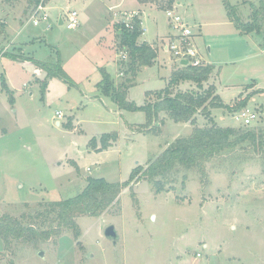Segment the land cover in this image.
Wrapping results in <instances>:
<instances>
[{"label": "rangeland", "instance_id": "374dc122", "mask_svg": "<svg viewBox=\"0 0 264 264\" xmlns=\"http://www.w3.org/2000/svg\"><path fill=\"white\" fill-rule=\"evenodd\" d=\"M106 1L47 0L48 21L34 26L29 0H0V218L8 215L38 230L55 227L54 215L45 212L48 203L76 197L88 179L128 182L134 168H146L168 145L191 133L189 122L175 123L164 112L145 127L146 113L140 109L154 103L155 94L180 69L163 50L173 34L168 8L188 24L206 65L216 67L200 87L181 81L171 94L196 91L210 94L208 101H221L223 108L196 114L198 127L213 124L262 137L212 157L203 172L180 169L160 193L136 175L100 216L76 219L78 238L64 229L34 246L12 240L5 247L0 239V264H264V83H253L264 64L257 47L262 30L245 34L235 23L251 22L258 0H227L230 10L226 0H173L170 7L168 0H137L146 11L144 39L157 55L134 77L126 74L128 51L119 44L117 26L124 20L119 10L138 6L130 0ZM69 9L80 13L74 30L59 24ZM135 14L140 20L141 13ZM27 41L28 46L20 44ZM137 43L143 42L138 38ZM37 63L59 65L67 80L51 77ZM115 64L120 78L113 86L131 79L124 99L136 110L121 108L95 90L101 71L114 75ZM255 88L263 90L256 96L263 111L256 108L261 116L244 127L229 108ZM112 133L116 141L99 150L100 138ZM109 225L118 234L115 244L104 237Z\"/></svg>", "mask_w": 264, "mask_h": 264}, {"label": "trees", "instance_id": "16d2710c", "mask_svg": "<svg viewBox=\"0 0 264 264\" xmlns=\"http://www.w3.org/2000/svg\"><path fill=\"white\" fill-rule=\"evenodd\" d=\"M8 1V0H4ZM39 0H29L34 7ZM139 2L141 0H138ZM173 0H168V7L171 6ZM225 6L228 10L230 7L226 0ZM264 13V0H259L258 7L253 11L252 21L247 23L235 22L243 33L251 32L259 33L260 18ZM140 20L133 18L131 28H126L123 24L117 26L119 29V44L127 49L129 62L127 64L126 74L134 77L141 66L151 65L156 57L155 51L146 43H137V39L142 34ZM41 68L48 71L51 77H58L67 80L66 74L59 65H48L45 63H37ZM213 71V67L206 65L201 68H191L189 66H180V69L172 72L168 86L155 94V102L141 107L146 113V125L151 122L153 116L164 112L167 117L175 123L189 122L193 126V130L188 136L179 137L173 143L168 145L160 155L153 161L149 162L146 168H134L129 177V181L133 180L136 175H141L152 183L153 190L156 193L166 191L165 184L170 182V177L177 173L180 169L189 170L193 168L203 172V164L212 157L223 151L233 149L244 142H250L251 145L256 143L261 134L254 131H242L234 128H221L215 125H205L198 127L195 125V116L198 112L209 114L212 108H223L224 105L220 100L208 101L209 95L204 96L198 92H176L171 94L170 88L181 81H193L197 87L206 81ZM102 79L98 84V88L103 95L110 97L117 105L126 110H136L130 106L124 99L128 83L124 82L118 87H114L109 75L101 71ZM125 81V79H124ZM1 85L5 91H8L4 81ZM218 99L213 97L212 99ZM247 99L238 102L235 109L229 108L233 113L245 107ZM67 127L69 125H66ZM262 130V129H261ZM116 134H106L100 138L99 150H106L110 147V142L116 141ZM90 145L96 149L95 141H91ZM138 177V176H137ZM138 178L136 179V181ZM115 183L109 184L103 180H87L84 190L74 198L51 202L47 204L45 212L47 215L53 214L52 222L56 223L55 227L45 230H38L33 226H23L20 221L14 217L5 215L0 218V239L5 247L12 240L20 241L23 244H38V241H47L54 237H59L64 229L74 233V237L80 235L76 222L78 217L82 216H100L112 204L118 201V196L123 187L129 184Z\"/></svg>", "mask_w": 264, "mask_h": 264}, {"label": "built area", "instance_id": "2783aa9c", "mask_svg": "<svg viewBox=\"0 0 264 264\" xmlns=\"http://www.w3.org/2000/svg\"><path fill=\"white\" fill-rule=\"evenodd\" d=\"M47 0H39L38 3L32 9V15L30 16L29 23L37 26L43 22L48 21L47 13ZM165 15L168 19L169 28L173 31L172 37L163 44V50L168 53L173 61L179 66L182 61H186V66L191 68H201L206 66L198 51L193 44V34L188 24L178 15L173 8H168L165 11ZM137 14L129 13L124 14V20L121 21L126 28H131L132 20ZM61 25H64L68 30L77 29L80 26L79 13L76 10H66L64 15L59 16ZM156 51V49H154ZM121 58L125 59L126 55L121 53ZM56 118H61L60 112L55 113ZM234 116L241 122L244 127L252 126L258 120V114L247 107H243L240 110L234 112ZM200 255L197 254L196 257Z\"/></svg>", "mask_w": 264, "mask_h": 264}, {"label": "crops", "instance_id": "0c3cea01", "mask_svg": "<svg viewBox=\"0 0 264 264\" xmlns=\"http://www.w3.org/2000/svg\"><path fill=\"white\" fill-rule=\"evenodd\" d=\"M99 2H102V3H104L106 0H98ZM108 2H110L111 0H107ZM106 1V2H107ZM122 1V0H121ZM83 2V1H82ZM89 1H87V3H88ZM81 3V2H80ZM258 3H259V0H258ZM105 4V3H104ZM120 4H121V2L120 3H118V5H116L115 7H117V6H120ZM130 4H137V6H138V8H132V9H124V10H119L118 12H121V15L123 16L124 14H128V13H137V11L138 12H140L141 13V17H140V20H141V24H142V35L139 37V39H140V41L141 42H144V43H146L147 45H149L152 49L154 48L153 47V45H151V43H149L148 41H146L145 39H144V33H145V30L143 29V15H144V13L146 12V11H144L143 10V8H141L140 7V5L138 4V2H137V0H130ZM83 6H85V2H83ZM114 7V8H115ZM47 10H49V6H47ZM54 8H57V7H54ZM108 11L109 12H112V8H111V6H108ZM79 13V12H78ZM79 20H80V13H79ZM261 23H262V25H261ZM7 24V23H6ZM259 25H260V30H262V39H261V42L260 43H257V47H258V49H259V53H258V57L260 56V57H262V60H264V13H263V16L260 18V23H259ZM8 26H9V24L7 25V27H6V33H7V28H8ZM255 32H251V33H249V34H254ZM3 34V33H2ZM8 34V33H7ZM239 34H240V31H239ZM9 35V34H8ZM10 36V35H9ZM172 37V34H171V36H169V38H171ZM15 39L16 38H13L12 39V42L14 43L15 42ZM20 44H22L23 46L25 45V46H28V41L27 42H20ZM157 47V46H156ZM114 48V47H113ZM154 50V49H153ZM155 53H156V55H157V51H155ZM260 57H259V59H260ZM14 59V58H13ZM15 60H17V59H15ZM171 62L172 63H174V65H175V61H173V60H171ZM25 63V62H24ZM207 65H210V62H208V64ZM211 66V65H210ZM212 66H214V65H212ZM115 68L117 69V71L115 70V74L114 75H112V74H110V73H108L106 70H104V72H106L108 75H109V77H110V79H111V81H112V83L114 82H116L117 80H119V78H120V71H119V68L117 67V65L115 64ZM215 66H214V69L213 70H215ZM102 69H104V68H102ZM260 69L261 70H263L262 72H261V70H260V72L258 73V77L256 78L257 80H254V82L253 83H255V86L256 85H259L260 83H264V64L263 65H261L260 66ZM118 72V73H117ZM261 82H260V81ZM96 81H98V80H96ZM124 81V80H123ZM123 81L118 85V86H120L122 83H123ZM5 83V82H4ZM100 82H98L97 84H99ZM6 84V83H5ZM95 85H96V83H95ZM114 85V84H113ZM254 85V84H253ZM264 85V84H263ZM6 87L8 88V85L6 84ZM9 90V89H8ZM95 90H96V92H98L99 93V88H98V85L95 87ZM11 91V90H10ZM262 92H263V90H261V89H256L255 88V90L252 92V94H250L246 99H247V102H246V104H247V108H249V109H251V110H254L255 112H257V110H256V108H258V111L259 112H261L262 113V111H263V109H264V106H263V109H262V104H259L258 102H257V100H256V96H258V94H262ZM217 95V94H216ZM96 97H97V95H95ZM218 96V95H217ZM244 98V97H243ZM94 99H96V98H94ZM98 99V98H97ZM110 99V98H109ZM241 100V99H240ZM249 104H252V106H249ZM251 107H254V108H251ZM61 113V112H60ZM260 113V114H261ZM258 114V113H257ZM61 115H62V113H61ZM232 115H234V113H232ZM258 116H261V115H259L258 114ZM58 122H56V124H57ZM219 126V125H218Z\"/></svg>", "mask_w": 264, "mask_h": 264}, {"label": "water", "instance_id": "95a60500", "mask_svg": "<svg viewBox=\"0 0 264 264\" xmlns=\"http://www.w3.org/2000/svg\"><path fill=\"white\" fill-rule=\"evenodd\" d=\"M59 24H61V21L59 20ZM187 62L186 61H182L181 65L186 66ZM57 125H59V123H57ZM154 216L151 217L152 220H154ZM104 237L111 241L113 244L116 243L117 239H118V234L115 230V227L113 225H109L108 227L105 228L104 230ZM38 256L42 257L43 253L39 252Z\"/></svg>", "mask_w": 264, "mask_h": 264}]
</instances>
